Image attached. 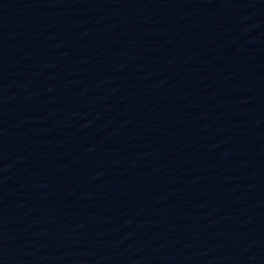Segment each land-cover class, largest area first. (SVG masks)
Instances as JSON below:
<instances>
[{"label": "water", "instance_id": "obj_1", "mask_svg": "<svg viewBox=\"0 0 264 264\" xmlns=\"http://www.w3.org/2000/svg\"><path fill=\"white\" fill-rule=\"evenodd\" d=\"M0 264H264V0H0Z\"/></svg>", "mask_w": 264, "mask_h": 264}]
</instances>
